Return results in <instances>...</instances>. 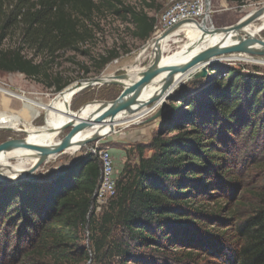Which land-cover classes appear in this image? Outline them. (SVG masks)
Returning a JSON list of instances; mask_svg holds the SVG:
<instances>
[{
	"label": "trees",
	"instance_id": "1",
	"mask_svg": "<svg viewBox=\"0 0 264 264\" xmlns=\"http://www.w3.org/2000/svg\"><path fill=\"white\" fill-rule=\"evenodd\" d=\"M137 1L141 8L122 0H0V73L49 79L61 92L69 83L46 68L87 43L88 23L102 10L128 19L134 38L150 39L155 0ZM209 72L210 83L192 82L195 95L178 92L156 135L134 148L138 163L125 164L100 216L93 210L100 166L90 154L50 182L0 186V250L6 230L16 240L5 264H195V251L167 247H197L194 229L203 221L231 219L234 248L220 251L227 263L264 264V185L245 189L227 167L236 140L264 141V74L221 64ZM257 169L264 172V160ZM223 182L240 185L241 198L222 200Z\"/></svg>",
	"mask_w": 264,
	"mask_h": 264
},
{
	"label": "rangeland",
	"instance_id": "2",
	"mask_svg": "<svg viewBox=\"0 0 264 264\" xmlns=\"http://www.w3.org/2000/svg\"><path fill=\"white\" fill-rule=\"evenodd\" d=\"M122 1L128 6H139L140 8L143 6L137 0ZM190 1L194 2L195 0ZM201 1L203 2V13L198 18H189L179 22L182 23L179 27L190 22L202 25L207 16L208 20H205V28H225L236 25L252 11L256 12L264 7V0ZM172 4L171 0H155L154 8L152 10H147L148 14L156 19L155 27H158L159 21L166 15ZM253 24L259 25V22L255 21ZM88 25L91 27L92 36L87 43L80 46L77 53L67 52L62 54L52 66L46 68V72L50 73L52 76L58 74L61 83H69L65 89L72 87L76 83H81L87 80L99 78L108 79V77L126 75L127 71L135 65V60L139 52L149 42L164 37L163 34L172 28L170 27L164 32H161L160 28H157L156 30L154 29L150 39L146 42H142L133 37V26L128 19L117 17L110 10L105 9L96 14L92 18V22L88 23ZM256 40L260 43H264V29L256 35ZM177 50L176 45H171L166 55L175 53ZM28 55L31 57L30 54ZM238 55L259 60L264 58V55L260 54ZM105 58H110V61L104 67H101ZM141 60L138 64L139 69H145L149 66V54ZM41 61L42 59L40 57L34 59L35 63H40ZM216 64L245 69L256 67L264 74V65L257 62L223 61L215 62L213 65ZM213 65L208 68V73L204 78L188 80L184 84H180L181 86L170 93L168 98L165 99V102L163 101L165 107L159 117L155 118L161 107H158V109L151 112V114L149 113L147 117L140 120V123L130 125L126 128H116L115 133L110 132L108 135L101 137L96 141L87 143L74 154L59 153L55 159L48 160L42 164L40 168L32 174L31 179L0 183V186L23 181H33L36 183L50 182L55 176L72 166L75 161L80 159L83 155L89 154L90 150L95 147L109 150L113 158L116 179L118 181L121 176H123L122 172L126 163H129L131 166L138 163V155L137 152L134 151V148L137 145L148 144L152 137L156 135L160 121L168 115L169 108L173 105V97L180 91L186 93L191 92L193 95L197 94L196 92L198 91L195 92V90L190 87V84L195 81H200L208 85L211 79L209 69H211ZM48 83L49 79L45 78L31 79L19 73H0L1 89L45 105H48L58 95L53 87L50 88L47 86ZM123 91V87L112 85L94 86L85 89L73 96L70 109L75 112L82 106L95 100L113 101L119 98ZM0 98L9 100V112H11V110L14 112L20 110L21 102L18 98L1 94ZM174 104L177 105L178 102L176 103V101H174ZM152 106L153 104L147 106V108H152ZM45 115V112L41 111L37 119L32 121V125L37 128L43 127L46 120ZM69 132L70 129L64 131L57 137V140L62 139ZM25 138L26 136L20 132L0 130V148L8 143ZM149 155L150 153H145V156ZM229 158L230 163L227 165L228 170H234V174H236L237 179L239 183L242 184L243 188L250 189L264 185V172L258 171L257 169V161L264 160V141H262V139H259L257 143H246L243 139L236 140L232 149V154ZM12 163L15 162L13 161ZM5 180L0 179V181ZM218 185L220 187H217L218 189L216 188V193L218 196H221V199L225 202L233 203L236 198H241V193L239 191L240 185H227V183L224 184V182ZM247 197L248 194L245 193V198ZM102 210L103 207L97 212L98 216H100ZM236 224L237 222L232 221V219L227 221L221 220L219 222L203 221V227L194 229L196 232L195 237L197 238V235L199 239L201 237V241L199 240L200 244H198L197 247L196 245L189 244L191 243L189 242L186 245L179 244L176 245V247H167V250L195 251L198 254L196 256L195 264H228L226 258L220 251L222 249L234 248L231 244L232 231L228 232L227 230L231 228L234 229ZM182 229L183 228H180L179 230ZM209 230H213L214 232H209ZM6 231L7 234L3 240V242H6V245H2L0 250V264L10 262V257L11 254H13V248L16 242V240L13 239L12 229ZM192 235L194 236V233H185L183 239L188 240ZM84 244L87 245V241H85Z\"/></svg>",
	"mask_w": 264,
	"mask_h": 264
},
{
	"label": "bare ground",
	"instance_id": "3",
	"mask_svg": "<svg viewBox=\"0 0 264 264\" xmlns=\"http://www.w3.org/2000/svg\"><path fill=\"white\" fill-rule=\"evenodd\" d=\"M254 13L255 11L249 13L242 19L241 23L249 20ZM205 20H208L207 16ZM205 20L202 25L194 22L184 24L167 36L149 42L137 55L135 65L127 71V80L120 81L125 85L121 98H124L129 93L130 89L141 79V75L153 63L159 62L173 67H182L192 58L202 54L206 50L212 48L223 49L240 44L241 37L255 40L256 35L264 29V16L256 20L259 22V25H254L253 22L245 26L240 33L234 35L215 32L212 30V27L205 28ZM171 45H176L178 50L175 53L166 55ZM147 54L150 56L149 66L145 69H139V61L145 58ZM263 59H252L238 54H230L214 57L209 62L250 61L264 65ZM203 66L204 63H198L186 73L182 75L175 74L170 79H166L165 75L154 78L139 90L136 99L130 106L117 114L111 125L89 128L81 135L75 137L70 146L62 149V151L48 154L46 162L55 159L59 153L74 154L82 148L81 145L84 142L104 137L110 132L115 133L116 128H126L130 125L140 123V120L147 117L149 113L151 114L158 107L160 108L165 98L176 87L193 78ZM102 79L104 80L106 78ZM167 82H170L171 86L167 91L162 93L163 86ZM79 92H81V89H76L75 87L73 89L69 88L61 96L53 99L48 105H45L34 102L26 97L6 92L0 88L1 95L16 97L21 102L20 110L17 112L11 110L9 112V100L0 98V130H11L14 132H20L22 130L28 134V141L30 142L41 143L45 147L53 145L59 139L57 140L54 135L45 134V132L46 130L58 128L67 120L73 118L70 109L71 99ZM148 102L153 104L152 108L145 106ZM112 109L111 107L102 108L101 105L88 106L80 113L79 119H73L72 126H82L87 120H91ZM41 111H44L46 114L45 125L37 128L32 125V121L37 119ZM38 159L39 156L37 154L27 149L15 148L9 150L0 156V179L12 180L18 176H23L24 171L31 168ZM13 161L15 163H12Z\"/></svg>",
	"mask_w": 264,
	"mask_h": 264
},
{
	"label": "water",
	"instance_id": "4",
	"mask_svg": "<svg viewBox=\"0 0 264 264\" xmlns=\"http://www.w3.org/2000/svg\"><path fill=\"white\" fill-rule=\"evenodd\" d=\"M262 16H264V7L256 11L249 20H246L243 23H241L242 20H240L236 25L225 27V28H218V29L212 28V30L218 33H223V34H231V35L238 34L241 32V30L245 26L255 22L257 19L261 18ZM181 24L182 23L176 24L171 29L166 31L163 35L167 36L168 34L173 32L175 29H177ZM230 54L264 55V43H260L256 39L250 40V39L241 37L240 44H235L227 48H223V49L212 48V49L206 50L202 54H199L198 56H195L194 58H192L189 62H187L182 67H173V66L165 65L163 63L161 64L159 62L153 63L141 75V79L138 81L137 84H135L134 87L130 89L129 93L124 98H121L120 96L119 98L113 101L95 100L91 103H88L82 106L80 109L76 110L75 112L72 111L71 114L73 118H71L70 120H67L65 123H63L58 128H54L52 130H46L45 134H52L54 135L55 138H57L61 133L70 129V132L65 137H63L62 139H60L57 143L53 145L45 147V145L41 143L30 142L28 141V134L25 131L21 130L20 133L25 135L26 138L22 140L13 141L1 147L0 156L8 152L11 149L23 148V149L30 150L34 152L35 154H37L39 156V159L31 168L24 171L23 176H18L12 180L0 181V183L15 182V181L31 179L32 177L31 175L35 173L40 168V166L46 162L48 154H51L53 152L62 151V149L70 146L73 143L72 141L75 137L81 135L89 128H92L94 126L111 125L114 122V119L117 116V114L123 111L124 109H126L128 106H130L133 103V101L136 99V96L139 90L144 85L151 82L154 78L160 75H165L166 79H170L175 74L182 75L186 73L187 71H189L190 68H192L194 65L198 63H204V66L197 74L193 76V78L189 79V81L192 79L204 78L208 73V68L215 63V62H209L210 59L217 57V56H223V55L225 56V55H230ZM122 80H127V74L118 76V77H109L108 79H104V80L102 78L87 80L81 83H76L72 87H69V88L73 89V87H75L76 89H81V91L94 87V86H102V85L121 86L124 88L125 85L122 82H120ZM170 86H171L170 82L165 83V85L163 86L162 93L167 91V89L170 88ZM178 87H176L174 90H176ZM67 89L59 92L55 98L61 96L63 92L66 91ZM167 98L168 96L165 99ZM164 102L162 103L161 109L159 110V113L155 116V118L161 115V112L163 108L165 107ZM94 105H101L102 108L111 107L113 109L108 110L107 112L102 113L91 120H87L84 124H82V126H79V127L72 126L73 119H79V115L83 110H85L88 106H94ZM149 105H151V103L149 102L145 104L146 107ZM98 139L99 138H95L93 140L86 141L84 142V144L81 145V147H83L89 142L96 141Z\"/></svg>",
	"mask_w": 264,
	"mask_h": 264
},
{
	"label": "built area",
	"instance_id": "5",
	"mask_svg": "<svg viewBox=\"0 0 264 264\" xmlns=\"http://www.w3.org/2000/svg\"><path fill=\"white\" fill-rule=\"evenodd\" d=\"M173 3L169 11L158 23L161 32L173 27L179 22L189 18H198L203 12V2L201 0H171ZM90 155L94 156L100 166L99 184L94 195V213L106 206L116 195V174L112 155L107 149L95 147L90 150Z\"/></svg>",
	"mask_w": 264,
	"mask_h": 264
}]
</instances>
